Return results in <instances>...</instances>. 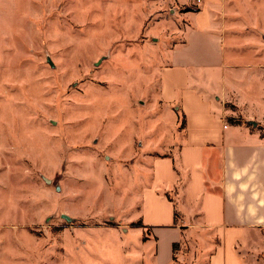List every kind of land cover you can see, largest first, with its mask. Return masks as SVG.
Segmentation results:
<instances>
[{
	"label": "rangeland",
	"instance_id": "374dc122",
	"mask_svg": "<svg viewBox=\"0 0 264 264\" xmlns=\"http://www.w3.org/2000/svg\"><path fill=\"white\" fill-rule=\"evenodd\" d=\"M186 8L0 0V264H154L128 182L170 149L159 71ZM219 242L187 233L172 264Z\"/></svg>",
	"mask_w": 264,
	"mask_h": 264
},
{
	"label": "crops",
	"instance_id": "0c3cea01",
	"mask_svg": "<svg viewBox=\"0 0 264 264\" xmlns=\"http://www.w3.org/2000/svg\"><path fill=\"white\" fill-rule=\"evenodd\" d=\"M176 1L193 11L176 13L181 26L159 71L171 146L128 182L138 227L150 232L144 247L154 246L149 261L172 264L185 234L213 233L220 242L207 264H261L264 0Z\"/></svg>",
	"mask_w": 264,
	"mask_h": 264
},
{
	"label": "trees",
	"instance_id": "16d2710c",
	"mask_svg": "<svg viewBox=\"0 0 264 264\" xmlns=\"http://www.w3.org/2000/svg\"><path fill=\"white\" fill-rule=\"evenodd\" d=\"M185 11H186V12H188V11H193V10H192V9H189V8H187ZM183 124H184V123H183ZM261 130H263V131H264V129H262V128H261ZM263 135H264V133H263ZM138 226H140V224H139ZM177 246H178V244L176 243V244H174V245H173V248L175 249Z\"/></svg>",
	"mask_w": 264,
	"mask_h": 264
},
{
	"label": "built area",
	"instance_id": "2783aa9c",
	"mask_svg": "<svg viewBox=\"0 0 264 264\" xmlns=\"http://www.w3.org/2000/svg\"><path fill=\"white\" fill-rule=\"evenodd\" d=\"M202 0H196V5L199 6L201 4Z\"/></svg>",
	"mask_w": 264,
	"mask_h": 264
}]
</instances>
